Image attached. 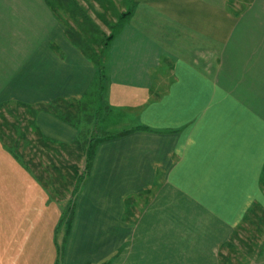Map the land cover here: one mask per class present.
<instances>
[{
	"label": "crops",
	"instance_id": "obj_1",
	"mask_svg": "<svg viewBox=\"0 0 264 264\" xmlns=\"http://www.w3.org/2000/svg\"><path fill=\"white\" fill-rule=\"evenodd\" d=\"M103 41V102L132 124L102 134L61 242L60 206L26 166L50 207L18 231L0 166V264H235L223 247L264 209V0H0V106L86 98L98 69L83 49ZM34 119L76 139L54 113Z\"/></svg>",
	"mask_w": 264,
	"mask_h": 264
},
{
	"label": "trees",
	"instance_id": "obj_2",
	"mask_svg": "<svg viewBox=\"0 0 264 264\" xmlns=\"http://www.w3.org/2000/svg\"><path fill=\"white\" fill-rule=\"evenodd\" d=\"M109 38L111 36L107 37V39ZM74 42L81 47V41ZM106 43L107 41H103L96 51L92 50V54H89L85 47L82 48L96 64L100 84H102L101 79L105 74L104 50ZM84 100L85 98L76 101L55 100L49 104H37L34 107H27L22 103L14 105L5 103L0 106V137L13 155L34 172L36 178L54 196L58 195L61 200L65 201L60 222H65L67 230L72 218L75 196L89 170L98 143L106 137L97 133L94 121L97 120V115L92 113L88 107L89 104ZM39 111L54 113L73 124L77 129L76 139L72 143L66 144L53 141L42 135L34 119V115ZM5 112L12 117V121L8 119ZM140 128L146 129L144 126ZM63 153L74 159H67L66 165L61 168L58 167L54 159L64 155ZM43 157H46L47 161ZM81 157L84 158L83 167L79 171L75 159H82ZM63 167L67 170L63 171ZM68 185H72V189ZM258 210L260 207L252 206L243 222L256 214ZM235 233L236 231H234Z\"/></svg>",
	"mask_w": 264,
	"mask_h": 264
},
{
	"label": "rangeland",
	"instance_id": "obj_3",
	"mask_svg": "<svg viewBox=\"0 0 264 264\" xmlns=\"http://www.w3.org/2000/svg\"><path fill=\"white\" fill-rule=\"evenodd\" d=\"M104 80L105 78L101 79V81ZM105 92L106 89L101 86L98 79L93 85L92 92L84 100V102L89 104L88 107L92 113H96L97 115V120L95 119L94 121L98 130L97 133H101V135L117 133L124 128L130 127L132 124L131 117H129L131 113L124 110H114L108 104H104ZM63 154L59 158L54 159L58 167L61 168L66 165L67 159H74L68 157L65 153ZM83 159H75L79 171L83 167ZM0 160V166L3 169V197L5 199L6 194L10 191H17L19 213L25 216L21 217L20 222H18V231L25 233L38 229L44 223V216L49 212L50 206L45 201L39 199L36 190H34L37 186L34 188L32 184L33 176L23 169L25 165L21 160L14 158L13 153L9 150L8 152L4 150V156ZM44 160L47 161V158L45 157ZM59 161L62 163L60 164ZM16 167L20 170H16ZM66 170L67 168L63 167V171ZM68 187L72 189V185H68ZM44 188L59 204L61 215L65 201L61 200L58 195L54 196L45 186ZM5 205L4 203L2 206L3 212H5ZM27 215L32 221L26 217ZM60 217L55 225L56 237L59 242L62 241L63 232L66 229L65 222H60ZM223 251L225 253L223 257L235 264H264V209L261 208L256 211V214L252 215L236 229L232 240L223 247Z\"/></svg>",
	"mask_w": 264,
	"mask_h": 264
}]
</instances>
